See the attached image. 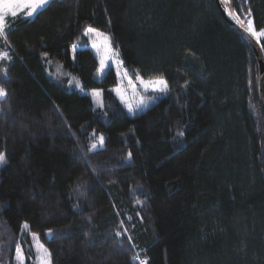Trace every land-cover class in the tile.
<instances>
[{
  "label": "trees",
  "instance_id": "obj_1",
  "mask_svg": "<svg viewBox=\"0 0 264 264\" xmlns=\"http://www.w3.org/2000/svg\"><path fill=\"white\" fill-rule=\"evenodd\" d=\"M223 1L264 31V0ZM6 23L0 264H15L16 244L34 264L32 233L52 264H136L137 253L147 264H264L259 66L215 0H52ZM88 28L109 36L133 79L163 78L167 93L130 116L111 92L114 70L96 81Z\"/></svg>",
  "mask_w": 264,
  "mask_h": 264
},
{
  "label": "rangeland",
  "instance_id": "obj_2",
  "mask_svg": "<svg viewBox=\"0 0 264 264\" xmlns=\"http://www.w3.org/2000/svg\"><path fill=\"white\" fill-rule=\"evenodd\" d=\"M21 13L26 14V10L23 8H18L17 15ZM8 17H11V15H9ZM7 18H6V22H7ZM85 38L86 41L88 42L89 48L99 60V68L95 76L96 81H102L109 69L114 70L117 76L118 83L116 87L111 89V92H113L116 99L120 102L122 107L127 111V113L130 116L135 117L140 113L144 112L151 105H153L157 101V99L161 98L165 94L164 92H161L157 86L149 83L150 81H154V80H145L139 78L133 79L127 73L119 57V54L111 45V41L108 35L100 31H95V32L86 31ZM2 56L3 53L0 54V57ZM117 89H119L120 95L117 94L116 91ZM94 93H98V95H94ZM85 94L91 97L94 106L96 108L102 107L103 105L102 90L87 91L85 92ZM141 100H143L147 104V107H143V106L137 107V105L140 104ZM129 106L132 107L133 109L132 112H129ZM38 244H41L40 241L37 238H34L33 246ZM33 250H34V258H32V262L34 264H38L37 249L33 247ZM40 255H43L42 250L40 251ZM15 264H20V260H18L16 253H15ZM23 264H26L25 255L23 259Z\"/></svg>",
  "mask_w": 264,
  "mask_h": 264
},
{
  "label": "snow or ice",
  "instance_id": "obj_3",
  "mask_svg": "<svg viewBox=\"0 0 264 264\" xmlns=\"http://www.w3.org/2000/svg\"><path fill=\"white\" fill-rule=\"evenodd\" d=\"M51 2H52V0H0V37H3L5 40L7 39L6 31H7V28L9 27V25H7V23H6V18L9 15H11V17H13V19H14L17 15V9L18 8L25 9L26 10V17H31L34 14L38 13L39 10L47 8L51 4ZM87 31L88 32H95L97 30L93 29V28H88ZM247 31L253 37H256L257 40H259L260 37H264V31L257 32L252 27L251 21H248ZM0 58L11 59V57H8L6 53L3 54V56ZM4 75L6 76L7 73L5 72ZM149 83L157 86L161 92L167 93V91L169 90L167 81L164 80L163 78H158L154 81H150ZM186 84H187V82H186ZM116 91H117V94L120 95L119 89H117ZM94 95H98V93H94ZM6 97H7L6 90L2 86H0V100L5 99ZM140 106L147 107V104L143 100H141L140 104L137 105V107H140ZM132 111H133L132 107L129 106V112H132ZM178 135L183 136L184 133L179 132ZM98 143L101 146L103 145L104 137L102 135L99 137ZM96 148H97V143H92L89 151L95 150ZM128 156L130 158L131 153H129ZM5 163H6V155H5V153L0 152V167H3L5 165ZM78 188H79V186H78ZM78 188H77V190H78ZM138 203H142V202L138 201ZM28 228H29V225L27 223H25L23 225V229H28ZM52 234H53L52 230L49 229L48 235L51 236ZM31 235L33 237L38 238V234H36V233H32ZM116 235L120 236L121 233L117 232ZM33 247H35L37 249L38 264H52L51 253L49 252V250L47 248L44 247L43 244L34 245ZM15 250H16L17 258H18V260H20V264H23L24 253L22 251L21 245L16 244ZM41 250L43 252V255H40ZM132 260L134 262H136V264H147L146 258H142L139 253L134 255L132 257Z\"/></svg>",
  "mask_w": 264,
  "mask_h": 264
},
{
  "label": "water",
  "instance_id": "obj_4",
  "mask_svg": "<svg viewBox=\"0 0 264 264\" xmlns=\"http://www.w3.org/2000/svg\"><path fill=\"white\" fill-rule=\"evenodd\" d=\"M219 13L223 17V19L233 28L235 29L247 42V44L251 47L256 60L258 62L259 66V100L262 107V110L264 112V51L260 44V42L256 39V37H253L247 29L238 23L233 16L231 15L227 5L224 3L223 0H215Z\"/></svg>",
  "mask_w": 264,
  "mask_h": 264
}]
</instances>
